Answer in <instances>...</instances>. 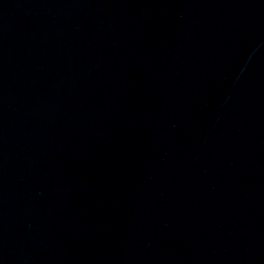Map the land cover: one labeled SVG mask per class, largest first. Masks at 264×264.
Segmentation results:
<instances>
[{
  "label": "water",
  "instance_id": "obj_1",
  "mask_svg": "<svg viewBox=\"0 0 264 264\" xmlns=\"http://www.w3.org/2000/svg\"><path fill=\"white\" fill-rule=\"evenodd\" d=\"M0 264H264V0H0Z\"/></svg>",
  "mask_w": 264,
  "mask_h": 264
}]
</instances>
